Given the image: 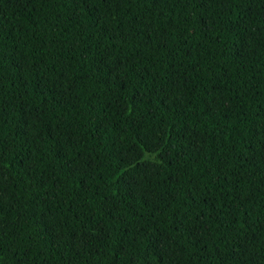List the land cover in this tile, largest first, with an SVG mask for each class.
Wrapping results in <instances>:
<instances>
[{
    "label": "trees",
    "instance_id": "trees-1",
    "mask_svg": "<svg viewBox=\"0 0 264 264\" xmlns=\"http://www.w3.org/2000/svg\"><path fill=\"white\" fill-rule=\"evenodd\" d=\"M0 264H264V0H0Z\"/></svg>",
    "mask_w": 264,
    "mask_h": 264
}]
</instances>
